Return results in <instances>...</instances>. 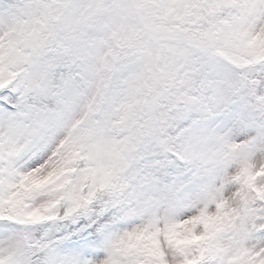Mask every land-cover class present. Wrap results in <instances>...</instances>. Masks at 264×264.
<instances>
[{
  "label": "snow or ice",
  "instance_id": "1",
  "mask_svg": "<svg viewBox=\"0 0 264 264\" xmlns=\"http://www.w3.org/2000/svg\"><path fill=\"white\" fill-rule=\"evenodd\" d=\"M0 264H264V0H0Z\"/></svg>",
  "mask_w": 264,
  "mask_h": 264
}]
</instances>
